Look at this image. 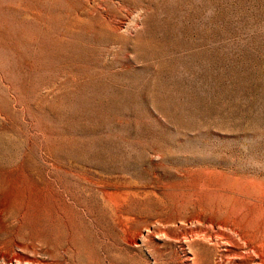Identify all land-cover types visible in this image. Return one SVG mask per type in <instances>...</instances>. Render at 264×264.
Listing matches in <instances>:
<instances>
[{"label": "rangeland", "instance_id": "rangeland-1", "mask_svg": "<svg viewBox=\"0 0 264 264\" xmlns=\"http://www.w3.org/2000/svg\"><path fill=\"white\" fill-rule=\"evenodd\" d=\"M248 242L264 0H0V264H264Z\"/></svg>", "mask_w": 264, "mask_h": 264}, {"label": "bare ground", "instance_id": "bare-ground-1", "mask_svg": "<svg viewBox=\"0 0 264 264\" xmlns=\"http://www.w3.org/2000/svg\"><path fill=\"white\" fill-rule=\"evenodd\" d=\"M255 196V195H254ZM257 197V196H256ZM258 198V197H257ZM259 199V198H258ZM245 203V202H244ZM257 205V204H256ZM262 208V207H261ZM257 210V209H256ZM251 211V210H250ZM249 212V211H248ZM260 213V212H259ZM233 214V213H232ZM257 214V213H256ZM237 215V214H236ZM255 215V214H254ZM263 215V214H262ZM260 216V215H259ZM254 218V217H253ZM257 218V217H256ZM237 220V219H236ZM254 222V221H253ZM234 223V222H233ZM232 224V223H231ZM256 224H258V223H256ZM238 226V225H237ZM236 227V226H235ZM252 227V226H251ZM234 229V228H233ZM239 233V232H238ZM256 233H257V231H256ZM249 235V233L248 234H246V233H242V235H241V237L243 236V238H246L247 236ZM252 239V238H251ZM258 239V238H257ZM257 241V240H256ZM250 242H253V240L252 241H250ZM250 242H248L247 244H249V245H246V246H249L250 247V249H252L253 250V252H256L257 254H258V256L262 253V254H264V250H263V246H260L259 245V248L257 249V247L256 246H253V245H255V241L253 242L254 244L253 245H251V243ZM258 243V242H257ZM260 249V250H259ZM255 253V254H256ZM256 254V255H257Z\"/></svg>", "mask_w": 264, "mask_h": 264}]
</instances>
